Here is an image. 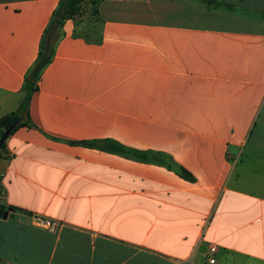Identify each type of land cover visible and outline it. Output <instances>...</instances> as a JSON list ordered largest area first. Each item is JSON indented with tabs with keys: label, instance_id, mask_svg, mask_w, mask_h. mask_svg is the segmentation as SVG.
Here are the masks:
<instances>
[{
	"label": "crops",
	"instance_id": "obj_1",
	"mask_svg": "<svg viewBox=\"0 0 264 264\" xmlns=\"http://www.w3.org/2000/svg\"><path fill=\"white\" fill-rule=\"evenodd\" d=\"M94 1L99 40L62 20L3 140L0 264H264V0ZM57 4L0 0V116Z\"/></svg>",
	"mask_w": 264,
	"mask_h": 264
},
{
	"label": "trees",
	"instance_id": "obj_2",
	"mask_svg": "<svg viewBox=\"0 0 264 264\" xmlns=\"http://www.w3.org/2000/svg\"><path fill=\"white\" fill-rule=\"evenodd\" d=\"M80 2H82V0H58L57 6L52 11L49 21L42 34L37 55L24 73L21 84V90L23 94L19 105L15 110H12L8 114L0 116V154L3 148V140L5 136L9 134L15 126L19 124H27L29 122L27 104L30 93L36 88V81L39 77V74L52 56L54 39H56V37H58V35L60 34V25L62 20L66 17H71L74 12L78 11ZM88 2L91 7V13L95 18V14L97 12L95 1L88 0ZM74 34L81 35L84 39L89 41H97L100 38L97 29L93 31V34L84 32L81 33L76 30H74ZM19 116H23V118L18 122L12 124L14 119H19ZM77 142L89 146L97 145L101 149H105L131 158L163 164L166 167L174 170L183 178H186L188 180L193 179V176L190 174V172H188L181 165L173 162L167 154L160 151L137 150L125 146L118 141L110 138H100L98 140H78ZM0 206H2V204H0ZM10 207L15 208L14 206Z\"/></svg>",
	"mask_w": 264,
	"mask_h": 264
},
{
	"label": "rangeland",
	"instance_id": "obj_3",
	"mask_svg": "<svg viewBox=\"0 0 264 264\" xmlns=\"http://www.w3.org/2000/svg\"><path fill=\"white\" fill-rule=\"evenodd\" d=\"M90 8L88 0H82L78 11L74 12L71 16L76 31L93 34V31L98 28L97 22L93 17Z\"/></svg>",
	"mask_w": 264,
	"mask_h": 264
},
{
	"label": "built area",
	"instance_id": "obj_4",
	"mask_svg": "<svg viewBox=\"0 0 264 264\" xmlns=\"http://www.w3.org/2000/svg\"><path fill=\"white\" fill-rule=\"evenodd\" d=\"M33 222H35L36 224L39 225H43V226H47V227H54L57 224V221L55 219L52 218H48V217H43V216H33L32 217ZM208 250L209 251H214L215 250V246L214 245H209L208 246ZM213 258L209 257L208 261L212 262Z\"/></svg>",
	"mask_w": 264,
	"mask_h": 264
},
{
	"label": "water",
	"instance_id": "obj_5",
	"mask_svg": "<svg viewBox=\"0 0 264 264\" xmlns=\"http://www.w3.org/2000/svg\"><path fill=\"white\" fill-rule=\"evenodd\" d=\"M6 213V210H3L2 206H0V215L4 216Z\"/></svg>",
	"mask_w": 264,
	"mask_h": 264
}]
</instances>
